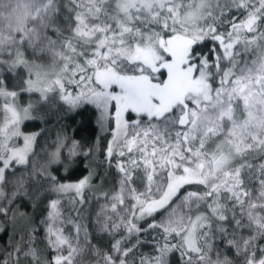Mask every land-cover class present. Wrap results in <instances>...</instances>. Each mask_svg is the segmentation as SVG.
Returning a JSON list of instances; mask_svg holds the SVG:
<instances>
[{
  "label": "snow or ice",
  "instance_id": "1",
  "mask_svg": "<svg viewBox=\"0 0 264 264\" xmlns=\"http://www.w3.org/2000/svg\"><path fill=\"white\" fill-rule=\"evenodd\" d=\"M0 234V264H264V0H0Z\"/></svg>",
  "mask_w": 264,
  "mask_h": 264
},
{
  "label": "trees",
  "instance_id": "2",
  "mask_svg": "<svg viewBox=\"0 0 264 264\" xmlns=\"http://www.w3.org/2000/svg\"><path fill=\"white\" fill-rule=\"evenodd\" d=\"M77 119L80 120L82 118L78 117ZM94 127H95L94 121L91 124H87L86 123L85 127L81 130V135H85V136L89 135ZM28 130H30V131L31 130H37V128L33 124V125H30L29 126V129ZM77 139H79V137H77ZM86 163L87 162H85V164L82 165L81 167L82 168L83 167H86ZM84 174H86V173H84ZM0 238H2V239H0V242H3V240H6L7 239V237L6 236H3V234H0Z\"/></svg>",
  "mask_w": 264,
  "mask_h": 264
}]
</instances>
